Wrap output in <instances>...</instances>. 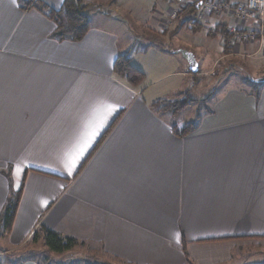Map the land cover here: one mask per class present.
<instances>
[{
  "label": "crops",
  "instance_id": "crops-1",
  "mask_svg": "<svg viewBox=\"0 0 264 264\" xmlns=\"http://www.w3.org/2000/svg\"><path fill=\"white\" fill-rule=\"evenodd\" d=\"M20 1L0 0V215L23 188L0 264H49L26 247L43 244L40 226L91 245L87 264H264V86L248 79L264 77L259 41L226 46L217 29L241 24L190 4L166 28L169 0H84L90 30L59 41L48 12L64 0ZM126 53L145 74L137 88L114 74ZM207 57L241 82L217 87L181 136L167 118L179 116L152 105L202 89Z\"/></svg>",
  "mask_w": 264,
  "mask_h": 264
},
{
  "label": "trees",
  "instance_id": "trees-1",
  "mask_svg": "<svg viewBox=\"0 0 264 264\" xmlns=\"http://www.w3.org/2000/svg\"><path fill=\"white\" fill-rule=\"evenodd\" d=\"M20 2L22 9L29 10L32 8H47L42 3L37 4V0L36 3L35 0H21ZM90 7L91 4L86 3L84 0H64V4L60 11L49 9L48 16L55 22L57 26L53 37L59 41L82 40L91 28V21L87 15ZM195 11H197L196 7L193 6L190 12L195 13ZM226 30V28L219 27L217 32H225V34L222 35V38L225 42V45L227 46L233 35L230 34V37L229 32ZM114 74L118 79L132 88L139 87L145 81V74L132 64L128 53L118 56L114 64ZM259 85L264 86L263 84ZM188 98L189 97H186L185 99L179 101H168L161 99L155 102L152 107L160 114H172L177 117L181 112L186 110V108L190 107L192 103L196 101L189 100ZM204 100H208V97ZM202 117L203 114H198L194 121L186 123L182 127H177L175 125L174 130L181 136L192 134L198 129ZM9 176L11 177V175ZM22 193V187L18 191H15L13 188H11L8 200L0 215V228L4 235L9 233L12 225L14 224ZM40 240H43L44 247L49 252H55L58 254L72 251L75 247L84 245L83 242H79L78 240L71 237H64L61 234L50 231L43 226H40V228L32 236V243H38Z\"/></svg>",
  "mask_w": 264,
  "mask_h": 264
},
{
  "label": "rangeland",
  "instance_id": "rangeland-1",
  "mask_svg": "<svg viewBox=\"0 0 264 264\" xmlns=\"http://www.w3.org/2000/svg\"><path fill=\"white\" fill-rule=\"evenodd\" d=\"M171 26L172 24L169 27ZM218 49L219 47H217V51ZM192 57L194 58V55H192ZM208 59H210V57L205 58L202 63L201 72L203 73V78L205 79L202 82L204 87L202 89H198V87L196 88L193 87L192 90L187 92V94L189 95L188 99L196 100V101L193 102L190 107L186 108V110L181 112L178 118L172 119L167 115V118L171 119L175 123V125L177 124V127H182L186 123H190L194 121L198 114L199 115L204 114L208 110L209 106L212 105V102H210L212 99V93L216 91L217 87L220 86L221 88V86L224 85L226 87L228 84L231 83L239 84L241 82L239 81V77L236 78V74H240L241 71L235 69V67H231L229 61L227 60L223 61L219 66H216V68H214L212 71L211 66H209ZM234 62L236 63L237 61ZM246 65L248 67H251V62H246ZM173 95L174 98L165 99V100L179 101L183 97V95L181 96V94L178 93L177 91H175ZM207 96H208V100H204ZM27 246L28 248L35 249L33 251H37L43 253L45 256H48V258L46 257V259L49 260V264H87L89 263V261H91V259L89 258V256H91V251H90V248L92 247L91 245H87V246L80 245L78 247H75L72 252L66 254L65 253L58 254L55 252L49 253L47 249H45L42 243H38L36 245L29 243L28 245H26V247ZM26 247H24V249ZM24 252L25 251H22L23 255ZM99 254H101V251L98 250L96 255Z\"/></svg>",
  "mask_w": 264,
  "mask_h": 264
},
{
  "label": "built area",
  "instance_id": "built-area-1",
  "mask_svg": "<svg viewBox=\"0 0 264 264\" xmlns=\"http://www.w3.org/2000/svg\"><path fill=\"white\" fill-rule=\"evenodd\" d=\"M175 3L169 20L165 27L168 28L180 15V9L187 4L199 6L200 17L217 13L230 15L235 25L230 29L232 35L238 41L255 42L259 41L264 55V0H169ZM244 24H248L245 29Z\"/></svg>",
  "mask_w": 264,
  "mask_h": 264
},
{
  "label": "water",
  "instance_id": "water-1",
  "mask_svg": "<svg viewBox=\"0 0 264 264\" xmlns=\"http://www.w3.org/2000/svg\"><path fill=\"white\" fill-rule=\"evenodd\" d=\"M198 8H199V6H198ZM190 58H191V62H192V65L190 66V71L192 73L196 74L199 71L198 64H197V62L195 61V59L192 56ZM248 78L253 83L264 84V77L254 78L253 76L248 75Z\"/></svg>",
  "mask_w": 264,
  "mask_h": 264
}]
</instances>
